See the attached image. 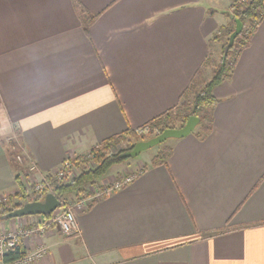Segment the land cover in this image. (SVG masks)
<instances>
[{"label": "crops", "instance_id": "obj_1", "mask_svg": "<svg viewBox=\"0 0 264 264\" xmlns=\"http://www.w3.org/2000/svg\"><path fill=\"white\" fill-rule=\"evenodd\" d=\"M234 0H0V199L18 191L17 129L38 176L177 106ZM95 15L85 22L86 15ZM212 129L172 139L166 164H115L131 183L76 212L78 232L23 238L32 264H264V19L229 80ZM43 219L0 220V237Z\"/></svg>", "mask_w": 264, "mask_h": 264}, {"label": "trees", "instance_id": "obj_2", "mask_svg": "<svg viewBox=\"0 0 264 264\" xmlns=\"http://www.w3.org/2000/svg\"><path fill=\"white\" fill-rule=\"evenodd\" d=\"M231 19V24L228 27H222L213 36L212 42L224 43L219 59L210 57L207 59L204 67H210L212 70V78L202 82L199 78L200 71L196 73L191 85L183 92L180 103L167 110L166 112L154 117L140 128L128 129L120 134L114 135L102 142L94 145L88 155L77 156L73 162L79 168L82 166V171L67 183H61L56 180L55 175L46 174L47 180L51 187L46 193L37 198H31L26 195V188L19 180V173L16 175L19 192L14 198L19 197L20 201L14 203L11 208L0 202V220L12 210L20 208L25 201L40 200L44 198L47 192H54L62 202V207L74 199H81L87 195L88 188L102 177L106 176L110 168L114 164L125 162L132 158H122L124 151L132 149L135 144L142 140H148L159 135L167 128H180L185 125L190 116H197L200 119L198 126L195 129L199 131L197 134L204 136L207 134L213 125V113L218 99L214 96V89L226 80H229L233 74L234 66L242 53V51L250 44L251 37L257 30L264 19V0H234L227 11ZM95 15H86L84 17L86 24L92 22ZM235 19L242 22L243 29L236 37L232 48L228 51L226 58H223L224 47L228 43L230 35L235 30ZM248 30V33L246 31ZM143 132V134L140 133ZM14 133L20 137V132L15 129ZM13 142L7 141L8 146ZM10 161L19 170L21 166L16 162L14 153L9 149ZM171 155V150L166 149L159 152L152 160L153 166L166 164ZM25 170V169H24ZM118 179L122 175H117ZM44 181V180H43ZM21 197H20V196ZM46 217V216H41ZM27 254L23 239H20L16 244L8 249L3 255L4 262L12 263Z\"/></svg>", "mask_w": 264, "mask_h": 264}, {"label": "built area", "instance_id": "obj_3", "mask_svg": "<svg viewBox=\"0 0 264 264\" xmlns=\"http://www.w3.org/2000/svg\"><path fill=\"white\" fill-rule=\"evenodd\" d=\"M241 1L247 2V0ZM246 32L248 33V30ZM9 141L13 142L11 145H9V149L14 153L16 162L21 166V170L19 171V180L26 188V195L33 199L44 195L45 192L51 187L50 183L45 180L46 175L38 176L36 163L24 152L21 140L15 133L9 137ZM143 171L144 167H139L134 171L131 170L129 173L122 175L121 179L116 177L110 184L99 183L95 186L93 185L91 186L90 192L86 197H83L79 200H71L63 207L61 206L59 209L55 210L51 215L43 217L40 222L32 227L22 228L15 234L1 237L0 264L35 263L44 255V249H38L34 252H27L23 258H20L12 263L4 262L2 257L8 249L16 244L18 240L33 234L45 233L51 227L58 228L66 236L76 234L78 232L76 217L77 211L88 209L96 201L131 183L139 174L143 173ZM79 173L80 171L76 168L73 160L63 162L55 171L52 172V174L55 175L56 180L61 183H67L71 181L73 178L78 176ZM28 189H30L31 192H28ZM18 192L19 189L17 194ZM15 195L16 193L13 194V196ZM11 196L12 194L4 196L2 199H0V202L7 206L9 203L7 201Z\"/></svg>", "mask_w": 264, "mask_h": 264}, {"label": "water", "instance_id": "obj_4", "mask_svg": "<svg viewBox=\"0 0 264 264\" xmlns=\"http://www.w3.org/2000/svg\"><path fill=\"white\" fill-rule=\"evenodd\" d=\"M243 29L242 22L239 19H235V30L230 35L228 43L224 47L223 58L225 59L228 51L232 48L236 37L241 33ZM200 122L199 117L190 116L184 126L180 128H167L162 133L157 136H154L148 140H142L135 144L132 149L124 151L121 155L122 158H136L144 150L155 147L168 139L183 138L191 134ZM62 206V202L55 195L54 192H48L44 198L40 200L25 201L23 205L16 209L12 210L6 215L1 217V220L12 219L17 217H23L28 215H40V216H49L55 210L59 209Z\"/></svg>", "mask_w": 264, "mask_h": 264}, {"label": "rangeland", "instance_id": "obj_5", "mask_svg": "<svg viewBox=\"0 0 264 264\" xmlns=\"http://www.w3.org/2000/svg\"><path fill=\"white\" fill-rule=\"evenodd\" d=\"M247 33V32H246ZM140 133L141 134H143V132L142 131H140ZM144 135V134H143ZM173 139V138H172ZM172 139H168V140H166L165 142H163V143H161V144H159V145H157V146H155V147H152V148H150V149H147V150H144L138 157H136V158H143V159H148V158H150V156L153 154V153H155V152H161V151H164V150H166V149H169L170 147L168 146V145H170V143H172L171 141H172ZM86 155V154H85ZM87 157H89L90 158V155H87ZM135 158V159H136ZM134 159V158H133ZM76 166V165H75ZM113 166H115V164L113 165ZM76 168L77 169H79V171L81 172L83 169H82V166L79 168L78 166H76ZM56 170V169H55ZM102 179V178H101ZM101 179H99L97 182H95V183H93L91 186H95V185H97V184H99L102 180ZM91 186L88 188V192H90V189H91ZM28 192H31V190L30 189H28ZM17 194V193H16ZM88 195V194H87ZM87 195H85L84 197H86ZM74 200H78V199H74ZM18 201H20V199H19V197H16V198H14L13 197V195L11 196V197H9V200L7 201V202H9L8 204H7V207H9V208H11V206L14 204V203H16V202H18ZM1 237H6V236H1ZM0 237V238H1Z\"/></svg>", "mask_w": 264, "mask_h": 264}, {"label": "bare ground", "instance_id": "obj_6", "mask_svg": "<svg viewBox=\"0 0 264 264\" xmlns=\"http://www.w3.org/2000/svg\"><path fill=\"white\" fill-rule=\"evenodd\" d=\"M46 193V192H45ZM48 193V192H47Z\"/></svg>", "mask_w": 264, "mask_h": 264}]
</instances>
